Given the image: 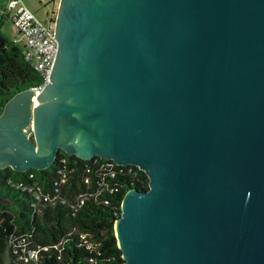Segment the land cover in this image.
<instances>
[{
  "label": "water",
  "instance_id": "1",
  "mask_svg": "<svg viewBox=\"0 0 264 264\" xmlns=\"http://www.w3.org/2000/svg\"><path fill=\"white\" fill-rule=\"evenodd\" d=\"M57 2L47 82L0 113V168L133 163L122 264H264V0Z\"/></svg>",
  "mask_w": 264,
  "mask_h": 264
},
{
  "label": "trees",
  "instance_id": "2",
  "mask_svg": "<svg viewBox=\"0 0 264 264\" xmlns=\"http://www.w3.org/2000/svg\"><path fill=\"white\" fill-rule=\"evenodd\" d=\"M40 79L39 71L24 59L23 47L0 31V113L8 98ZM84 162L90 160L58 149L54 160L44 168H0V264L6 248L11 255L8 264H122L113 227L122 193L88 194L82 203L76 204L79 193L94 187L87 186L82 179ZM63 163L75 167L59 195L53 202L45 200L33 205L34 196L17 183L36 179L42 190L52 194V179ZM131 166L136 173L129 177L130 185L145 189L146 173L134 164ZM104 196L107 202L103 201ZM22 245L36 248V254L29 256L21 250Z\"/></svg>",
  "mask_w": 264,
  "mask_h": 264
},
{
  "label": "built area",
  "instance_id": "3",
  "mask_svg": "<svg viewBox=\"0 0 264 264\" xmlns=\"http://www.w3.org/2000/svg\"><path fill=\"white\" fill-rule=\"evenodd\" d=\"M0 10L10 14L12 23L16 27V34L11 37L12 40L23 47L24 59L41 75L40 81L31 86L37 93L47 82L57 48V40L54 38L55 16L51 13L47 20H43L35 15L21 0H7V3ZM61 160L64 162L65 158L62 156ZM89 160L90 162H84L82 167V179L87 186L93 185L94 187L91 191L79 193L76 197V204L82 203L88 194L94 196L104 192L123 194L126 188L131 186L129 177L136 173V170L131 166L133 163H119L112 158L99 155L92 156ZM74 167V164L67 165L66 163L57 167V174L51 182L52 194L42 190V185L36 179L29 183L19 181L17 186L26 189L34 196L33 205L45 200L53 202ZM29 176H32L31 172ZM103 201L107 202L108 198L104 196ZM21 250L27 251L29 256H34L37 252L36 248H26L25 245H22Z\"/></svg>",
  "mask_w": 264,
  "mask_h": 264
},
{
  "label": "rangeland",
  "instance_id": "4",
  "mask_svg": "<svg viewBox=\"0 0 264 264\" xmlns=\"http://www.w3.org/2000/svg\"><path fill=\"white\" fill-rule=\"evenodd\" d=\"M28 8H30L35 15L40 17L43 20H47L49 14H51V10L54 9V4L52 0H21ZM57 1V0H54ZM7 3V0H0V9L4 7ZM0 31L12 37L16 34V27L12 23L10 14H3L0 10ZM29 138H32V133H28ZM14 250V249H12ZM19 256V255H18ZM11 259V255L9 253V249L6 248L2 255V264H8Z\"/></svg>",
  "mask_w": 264,
  "mask_h": 264
},
{
  "label": "bare ground",
  "instance_id": "5",
  "mask_svg": "<svg viewBox=\"0 0 264 264\" xmlns=\"http://www.w3.org/2000/svg\"><path fill=\"white\" fill-rule=\"evenodd\" d=\"M36 96H37V95H36L35 92H34V93L32 94V96H31L32 105H35V97H36ZM32 127H33V125H32ZM36 149H37L38 152L41 150L40 148H37V147H36Z\"/></svg>",
  "mask_w": 264,
  "mask_h": 264
},
{
  "label": "flooded vegetation",
  "instance_id": "6",
  "mask_svg": "<svg viewBox=\"0 0 264 264\" xmlns=\"http://www.w3.org/2000/svg\"><path fill=\"white\" fill-rule=\"evenodd\" d=\"M52 1L55 2V4H54V9H52L51 12H52V15L55 16L58 2L54 1V0H52Z\"/></svg>",
  "mask_w": 264,
  "mask_h": 264
}]
</instances>
